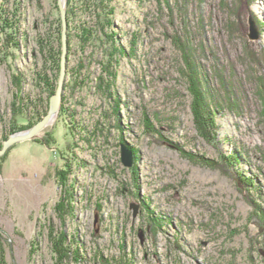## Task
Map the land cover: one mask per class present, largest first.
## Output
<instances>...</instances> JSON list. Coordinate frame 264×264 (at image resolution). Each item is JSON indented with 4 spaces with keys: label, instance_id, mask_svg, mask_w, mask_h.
<instances>
[{
    "label": "rangeland",
    "instance_id": "obj_1",
    "mask_svg": "<svg viewBox=\"0 0 264 264\" xmlns=\"http://www.w3.org/2000/svg\"><path fill=\"white\" fill-rule=\"evenodd\" d=\"M108 1L67 0L61 108L0 154V264H264V0ZM62 36L58 0H0V150Z\"/></svg>",
    "mask_w": 264,
    "mask_h": 264
},
{
    "label": "water",
    "instance_id": "obj_2",
    "mask_svg": "<svg viewBox=\"0 0 264 264\" xmlns=\"http://www.w3.org/2000/svg\"><path fill=\"white\" fill-rule=\"evenodd\" d=\"M67 0H58V5L60 7L62 21H63V52H62V59H61V73L60 79L58 83V88L55 94L51 97V106L49 112L39 120L34 126L30 129H27L21 134L12 135L7 140L4 141V148L0 150V154L4 153L7 147L17 141L34 138L38 135V133L51 121L52 114H57L59 112L61 102L63 100V93H64V83L66 78V68H67V53H68V24H67ZM123 161L126 164L130 163V157L126 150H123ZM136 213V211H135Z\"/></svg>",
    "mask_w": 264,
    "mask_h": 264
},
{
    "label": "trees",
    "instance_id": "obj_3",
    "mask_svg": "<svg viewBox=\"0 0 264 264\" xmlns=\"http://www.w3.org/2000/svg\"><path fill=\"white\" fill-rule=\"evenodd\" d=\"M93 1V6L99 11V8L101 7L105 13H108L109 11H111V5L109 4V1L108 0H92ZM69 9L70 6H69ZM72 11V9L70 10ZM108 11V12H107ZM107 16V14H106ZM10 25V24H9ZM58 38V37H57ZM59 42V41H58ZM57 53L59 54L60 53V50H57ZM40 116L38 115V118L39 119Z\"/></svg>",
    "mask_w": 264,
    "mask_h": 264
},
{
    "label": "bare ground",
    "instance_id": "obj_4",
    "mask_svg": "<svg viewBox=\"0 0 264 264\" xmlns=\"http://www.w3.org/2000/svg\"><path fill=\"white\" fill-rule=\"evenodd\" d=\"M67 2V1H66ZM263 12V11H262ZM110 16V15H109ZM252 27V26H251ZM200 49V48H199ZM201 71V70H200ZM199 72V71H198ZM44 74V73H43ZM195 74V73H194ZM201 75V74H200ZM237 78V77H236ZM206 79V78H205ZM21 83V82H20ZM202 92V91H201ZM60 108H61V106H60ZM60 110V109H59ZM229 113V112H228ZM58 114V113H57ZM54 116V117H53ZM57 115H55V113H53L52 114V117L55 119V117H56ZM51 121H52V119H51ZM229 156V155H228ZM229 159V158H228ZM233 160H237V159H233ZM231 163V162H230ZM254 191V190H253ZM250 257V256H249Z\"/></svg>",
    "mask_w": 264,
    "mask_h": 264
}]
</instances>
